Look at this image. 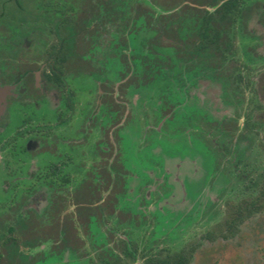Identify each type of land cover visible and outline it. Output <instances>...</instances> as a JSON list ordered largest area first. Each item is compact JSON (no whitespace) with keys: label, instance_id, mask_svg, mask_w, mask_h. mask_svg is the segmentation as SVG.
I'll list each match as a JSON object with an SVG mask.
<instances>
[{"label":"flooded vegetation","instance_id":"af4514ba","mask_svg":"<svg viewBox=\"0 0 264 264\" xmlns=\"http://www.w3.org/2000/svg\"><path fill=\"white\" fill-rule=\"evenodd\" d=\"M253 23L264 29V0H0V264H13L12 246L20 264H157L192 250L190 264L204 242L235 237L263 213L223 224L228 204L264 186V160L250 166L233 145L252 115L216 118L191 94L202 80L256 88L261 72L250 71L264 45ZM241 34L252 51L239 58ZM125 86L149 97L123 98ZM131 105L162 113L139 150L123 126ZM185 146L201 162L175 206L166 164ZM224 195L219 230L167 245L194 198L211 205ZM18 225L35 239L21 240Z\"/></svg>","mask_w":264,"mask_h":264},{"label":"rangeland","instance_id":"374dc122","mask_svg":"<svg viewBox=\"0 0 264 264\" xmlns=\"http://www.w3.org/2000/svg\"><path fill=\"white\" fill-rule=\"evenodd\" d=\"M252 27L255 29L254 32L257 33L260 38L255 44H257V47L261 45V48L262 45H264V43L262 44V42H264V29H259L254 23L252 24ZM250 39L251 36L247 34H241L237 37L236 42L239 58L246 51L245 48L248 52L252 51L250 48V42L252 41ZM245 45L247 46L244 47ZM263 50L264 49L261 48L260 51ZM254 63V66H256L255 68L257 69L250 71L252 72L251 74L255 75L261 72L260 75H257L258 85L255 89L253 88V83H250L251 88L239 91V89L231 90L232 86L229 83L225 85L224 83H221L220 85L219 83L202 80L199 82L198 86L191 90L192 96L201 101L203 112L206 113L207 110L216 118L232 117L236 119L235 116H237L242 117L240 119L242 121L246 113L249 111L252 115L250 120L251 125L249 128L240 131L242 133L241 135H239L240 132H236V136L233 139V145L235 150H238V152L241 153L238 154V157H242L241 160H243V162L246 161L250 166L260 165L264 160V152L261 150V138L264 137V58L262 60H254ZM91 81L90 85H93ZM91 87L94 88V86ZM121 93L123 98H128V100H137L141 95L149 97L147 90H136L128 86H125V89ZM238 99L239 101H237ZM256 102L260 105L259 107L256 105ZM252 108L254 109L253 111ZM148 113L152 114V116L149 120L148 118L146 120L145 115ZM121 114L122 111H120L119 115L121 116ZM161 116L162 113L159 109H156V113H153L151 107H147L145 110L137 105L135 107L132 105L129 107L123 126L126 129H132L131 133H134L137 136V141L135 143L138 150L150 143L152 138L149 136L150 131L147 132V129L151 130L154 128ZM210 130L211 129H207V131ZM212 132L213 130L210 135L215 136L216 131ZM204 135L210 136L207 133H204ZM220 142L221 145L227 143L226 139H221ZM184 148L185 150L183 152L178 151L177 155L179 158L170 159L166 164L167 171L170 172V181L176 184L174 193L169 198L175 206L185 205V202L181 201L182 180L186 175H189L190 177L193 172L198 171L199 166L197 164H199L198 162H201L199 156L196 158V152L194 149L192 150L187 146ZM193 156H195V158ZM214 160V162H218L217 154ZM220 160H222L221 157ZM221 165H226V163ZM237 186L238 185L234 184V189H236ZM225 189L221 192L225 193ZM4 192L5 191L0 187V198L5 195ZM194 199L195 201L191 202V213L188 214V219H186L185 224L183 225L186 229L185 231L179 232L182 236H179L177 232L176 235L178 236L174 239L176 241L174 242L171 240L167 242V245L170 246L172 250L178 249L186 240H195L196 237L198 238L199 234L206 230H211L213 228L219 230V228L222 227L219 226L225 216L226 208L223 204L225 195L215 204L207 205L202 201V208V205L197 203L198 201H196V198ZM186 205H188V201ZM195 206L198 208L195 209ZM116 215L118 219L119 217L124 219V216L121 214L117 213ZM216 232L219 231L216 230ZM17 233L21 240L26 237L30 241L35 239V234L32 233L29 226L22 227L21 225H18ZM19 258L20 257L15 258L12 246L11 262L13 264H20L19 262L21 258ZM190 264H264V211L242 223L238 230V234L235 237L228 240L218 238L214 243H211V241L204 242L196 252L195 258Z\"/></svg>","mask_w":264,"mask_h":264},{"label":"trees","instance_id":"16d2710c","mask_svg":"<svg viewBox=\"0 0 264 264\" xmlns=\"http://www.w3.org/2000/svg\"><path fill=\"white\" fill-rule=\"evenodd\" d=\"M227 2L226 4H228ZM229 211H233L234 214H229L223 220V224L226 228L233 229L237 226V223L243 220V216L245 213H255L261 211L264 207V186L261 190V193L258 196H252L249 198H245L239 203L228 204ZM234 206V207H233ZM192 255V250H187L186 253L179 252L168 254L165 257H155L158 262L157 264H186L189 261L190 256ZM155 264V263H152Z\"/></svg>","mask_w":264,"mask_h":264}]
</instances>
